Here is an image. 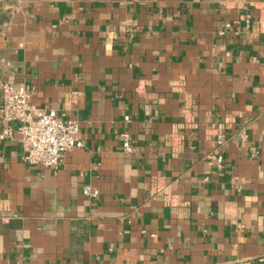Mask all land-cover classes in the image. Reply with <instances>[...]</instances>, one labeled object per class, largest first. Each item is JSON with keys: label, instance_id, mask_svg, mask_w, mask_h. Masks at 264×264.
<instances>
[{"label": "crops", "instance_id": "obj_1", "mask_svg": "<svg viewBox=\"0 0 264 264\" xmlns=\"http://www.w3.org/2000/svg\"><path fill=\"white\" fill-rule=\"evenodd\" d=\"M5 81L83 146L0 116V264H264V0H0Z\"/></svg>", "mask_w": 264, "mask_h": 264}, {"label": "built area", "instance_id": "obj_2", "mask_svg": "<svg viewBox=\"0 0 264 264\" xmlns=\"http://www.w3.org/2000/svg\"><path fill=\"white\" fill-rule=\"evenodd\" d=\"M1 92L0 116L5 122H17L16 131L21 136L23 157L27 162L58 168L66 152L74 147L83 146L79 136V122L67 118L64 113L59 114L54 109L33 104L32 91L27 85L5 81L1 84ZM125 119L128 120L129 116L126 115ZM11 134L12 128L5 127L0 138ZM216 142L218 148L224 144L223 133L217 134ZM123 148L126 152L133 150L128 134L123 135ZM214 157L219 162L224 159L222 153ZM83 193L96 197L99 190L92 188L91 185H85Z\"/></svg>", "mask_w": 264, "mask_h": 264}]
</instances>
